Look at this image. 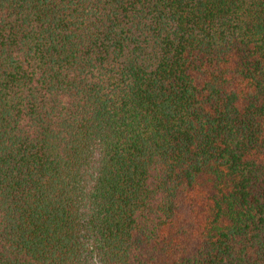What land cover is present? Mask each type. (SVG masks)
I'll return each instance as SVG.
<instances>
[{"label":"trees","instance_id":"16d2710c","mask_svg":"<svg viewBox=\"0 0 264 264\" xmlns=\"http://www.w3.org/2000/svg\"><path fill=\"white\" fill-rule=\"evenodd\" d=\"M0 264H264V0H0Z\"/></svg>","mask_w":264,"mask_h":264}]
</instances>
